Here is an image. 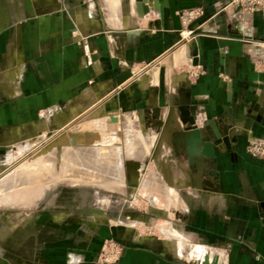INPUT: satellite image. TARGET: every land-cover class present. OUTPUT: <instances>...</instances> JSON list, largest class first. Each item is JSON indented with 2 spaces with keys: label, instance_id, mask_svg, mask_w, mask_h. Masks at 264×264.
<instances>
[{
  "label": "crops",
  "instance_id": "obj_1",
  "mask_svg": "<svg viewBox=\"0 0 264 264\" xmlns=\"http://www.w3.org/2000/svg\"><path fill=\"white\" fill-rule=\"evenodd\" d=\"M136 1L0 0V147L20 139L14 146H22L50 117L59 126L87 113L134 115L155 137L145 163H155L162 140L171 162L166 182L148 187L150 195L164 194V209L175 216L166 215L171 223L161 232L211 244L227 264H264V159L247 151L264 137V16L225 6L228 0H158V9L148 0L150 12L139 18ZM193 8L203 13L186 19ZM193 66L201 70L195 78L188 75ZM126 68L133 75L118 84ZM181 103L195 105L198 124L212 120L227 139L214 158L188 153ZM205 131L215 137L210 126ZM155 171L144 177L161 178ZM140 175L125 169L121 193H142ZM50 219L43 230L58 233L42 234L40 254L0 256V264H104L95 251L97 228ZM22 229L25 238L34 233ZM122 246L114 264L196 263L167 249Z\"/></svg>",
  "mask_w": 264,
  "mask_h": 264
},
{
  "label": "rangeland",
  "instance_id": "obj_2",
  "mask_svg": "<svg viewBox=\"0 0 264 264\" xmlns=\"http://www.w3.org/2000/svg\"><path fill=\"white\" fill-rule=\"evenodd\" d=\"M189 77L195 78L197 76L189 75ZM97 117H105V115H101L99 113L91 115L90 113H87L82 116H75L65 124H59V126L58 124H55L51 128H44L42 132H44L45 135L43 138H40V140L47 142L52 138V136L58 135L62 129L64 130L59 135L65 133V131L67 132L68 128L73 127L75 123L82 121L84 118L94 119ZM123 117L124 116L122 114H119L117 117L122 130L126 128V123L124 122V125L122 124ZM136 119L134 122L140 123ZM20 140H15L11 146L5 145L0 147V177L4 173L13 169V163L15 161L31 154L32 148L26 149L25 152H23L24 154L22 153L23 155L21 156L16 155L18 153L16 150L20 146L15 147L14 145L17 142H20ZM123 148V155L125 157L126 147L124 146ZM13 160L14 162H12ZM122 165L124 173L123 178L120 179V182L121 180L122 182L119 184V187H121H118L119 190L117 188L109 190L102 186L97 188L83 183L68 184L64 182H51L49 186L44 187L42 193H36V195H32L27 198V200L6 203L0 200V256H8L14 260H19L18 258L22 255L26 256V254H34L36 252L37 255L40 254L38 253V249H40L42 234L49 235L52 233L54 235L58 233V231L53 227L43 230L44 227L42 224H46L48 218H51L50 220H53L54 218L55 222L64 220L66 222H77L80 226H90L92 228L101 227L104 231V235L103 239L98 242L99 246H97V249L95 250L98 255L101 253H103V255H105V253L115 255L118 251H120V254H117V256L120 257L124 249L122 245L130 247V249L136 251H164L167 249L168 251L172 250V252L176 253V250H174L176 243L172 244L174 249H171L169 246H171L173 241L165 244L164 239L166 236L161 232L162 225L171 223L170 220H165L166 215L175 217L174 213L170 210L166 212L164 209V194L150 195L148 186H145L146 189L142 190V193L137 194L134 197L131 193L128 195L122 194L121 192H124L126 188V182H124L126 180L125 169L128 172L133 169H137L138 163H127L122 161ZM154 166V162L145 163L144 161L143 165H141V169L145 173L146 171L154 170ZM158 180L161 181L158 178L157 183H159ZM128 192H130V190ZM104 197L108 199V203H100L101 205L98 204V206H105L104 208L108 207V210L103 208L106 217L98 216L95 212L87 211L91 208H96V205H94V199ZM155 217H159V219H156ZM148 220L149 222H147ZM92 222L97 226H92ZM53 224L54 223L51 222L49 225L53 226ZM26 226H28V228L34 227V229L40 227V237H35V234L33 233V235H28V237L25 238L26 235H22V228H26ZM107 235H109L110 238L104 239ZM111 236L115 238H111ZM184 236L186 240L189 241H186L187 244L185 243L184 249L188 251L190 250L188 254L184 253L187 255V257H185L187 261L195 262V260L199 259V257L200 259H204V256L202 257V255L200 256L199 254V256H197V253L195 252H192L191 254L193 247L194 249L198 248V246L205 248L206 251L205 249L201 250H204L208 255L214 253L216 250L219 251L218 248H215L211 244H202L196 241L191 242L189 237L186 235ZM110 240H112V242H109ZM189 243L191 244L190 247L188 245ZM196 243L200 245L197 246ZM166 245H168L169 248H167ZM41 249L43 248L41 247ZM194 251H196V249ZM191 256H194V258L191 259ZM114 258L115 257L111 256L110 259L114 260ZM100 260L101 261L98 260L100 263L103 262L104 257L102 256ZM222 261L227 264L226 259H222ZM138 264H153V260L142 258L138 261Z\"/></svg>",
  "mask_w": 264,
  "mask_h": 264
},
{
  "label": "bare ground",
  "instance_id": "obj_3",
  "mask_svg": "<svg viewBox=\"0 0 264 264\" xmlns=\"http://www.w3.org/2000/svg\"><path fill=\"white\" fill-rule=\"evenodd\" d=\"M116 116L118 117L116 114H111L94 119L84 118L82 121L75 123L73 127L68 128L67 132L65 131V133L59 135L64 130L62 129L58 135L52 136L47 142L40 140V138L44 137V132H41L39 135H32L22 146L19 145L20 147L16 150V152L18 151L16 155L21 156L26 149L32 148L31 154L15 161L16 163L13 160V169L0 177V200L4 203L27 200V198L34 194L36 195V193H42L44 187L49 186L51 182L83 183L97 188L102 186L109 190L118 189L119 184L122 182V180L120 182V179L123 178L124 173L122 161H125L126 157L139 161L135 170L141 174V186L152 187L155 182L157 183L159 177L156 176V178L153 177L152 179L151 176L150 179L144 177L145 173L142 171L141 165H143L145 157L151 152V143L155 137L151 138L147 130L144 131L139 128L140 123L134 122L137 118L136 116L127 114L123 117L126 123V128L123 130ZM48 121V128L53 127L51 117L48 118ZM124 146L126 147L125 157L123 155ZM166 150L167 146L162 140L157 152L158 157L154 163L156 166L155 172L157 174L160 173L161 178L159 179L163 182L158 180L159 184L166 182L165 173L171 167L170 160H166L165 158ZM134 180L136 182V179ZM94 200L96 209L101 210L96 211V215L105 216L103 209L105 206H98V204H107L108 199L104 197ZM166 229L164 224L162 232L166 233ZM33 230L35 234L36 229ZM177 233L170 235L168 232L164 241L170 238L173 239V243L169 247L171 249L175 247L176 253L181 254L185 258L187 255L182 252L185 251V243L187 244L189 241L186 240L184 233ZM30 235H33V233H30ZM35 237H37L36 234ZM175 243L176 246L172 247V244ZM196 244L197 246L200 245ZM188 245L189 247L191 246L190 243ZM200 247L195 248L196 251H194L193 247L191 254L195 252L197 256L202 255V257L207 255L210 261L217 258V264H226V262L222 261L221 255L217 254V250V252L215 251L216 253L208 255L205 253L206 249ZM201 249H205V251ZM192 258L194 256H191ZM202 260L199 257L195 262L199 263Z\"/></svg>",
  "mask_w": 264,
  "mask_h": 264
},
{
  "label": "water",
  "instance_id": "obj_4",
  "mask_svg": "<svg viewBox=\"0 0 264 264\" xmlns=\"http://www.w3.org/2000/svg\"><path fill=\"white\" fill-rule=\"evenodd\" d=\"M148 0H137L136 7L138 12V17L143 18L147 13L150 12V6L147 4ZM153 8L158 9V0L154 1ZM154 25L158 26V21L153 22ZM149 25H151L149 23ZM133 75L131 69H124L120 72L117 76V83L122 84L127 79H129ZM180 113V121L183 125V140L189 146L187 148L188 153L191 157L196 153L203 154L206 158H214L215 157V146L221 143L224 139L226 142V138H222L220 132L214 126L212 120H204L202 121L201 125L198 124L199 119V112L195 105H185V103H181L178 107ZM210 126L213 130L215 137L209 138L210 135L205 128ZM190 160H192L190 158ZM264 206V202L262 203ZM101 211L97 210L96 208H92L90 212ZM217 258H214L212 261L209 260L208 256L206 255L201 262H196L195 264H217Z\"/></svg>",
  "mask_w": 264,
  "mask_h": 264
},
{
  "label": "built area",
  "instance_id": "obj_5",
  "mask_svg": "<svg viewBox=\"0 0 264 264\" xmlns=\"http://www.w3.org/2000/svg\"><path fill=\"white\" fill-rule=\"evenodd\" d=\"M230 4L240 6L248 11H259L264 16V0H228L225 6ZM202 13L203 10L201 8H193L184 12V17L186 19H192L198 15H201ZM200 72L201 70L196 68L195 66L190 67L188 70V74L191 76H198ZM247 151L253 157L264 159V137L260 138L257 141L250 142L247 146ZM109 242H112V240H110ZM118 253L120 254V251H118L117 254ZM117 254L110 255L108 253H105V255H103V253H101L97 255V261H101L100 259L103 256L104 261L101 263L114 264L119 258ZM111 256L115 257L114 260L110 259Z\"/></svg>",
  "mask_w": 264,
  "mask_h": 264
},
{
  "label": "flooded vegetation",
  "instance_id": "obj_6",
  "mask_svg": "<svg viewBox=\"0 0 264 264\" xmlns=\"http://www.w3.org/2000/svg\"><path fill=\"white\" fill-rule=\"evenodd\" d=\"M91 209H92V208H91ZM91 209H90V210H91ZM90 210H87V211L90 212ZM96 233H98V235L101 236V239H103V235H104L103 233H104V231H103V229H102L101 227H98V228L96 229ZM106 238H110V236L107 235L104 239H106ZM111 238H115V237L111 236ZM96 255H98L97 252H96Z\"/></svg>",
  "mask_w": 264,
  "mask_h": 264
}]
</instances>
